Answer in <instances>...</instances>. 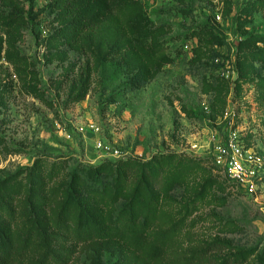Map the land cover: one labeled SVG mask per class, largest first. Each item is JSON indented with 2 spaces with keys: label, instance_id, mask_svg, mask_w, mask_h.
Returning <instances> with one entry per match:
<instances>
[{
  "label": "rangeland",
  "instance_id": "rangeland-1",
  "mask_svg": "<svg viewBox=\"0 0 264 264\" xmlns=\"http://www.w3.org/2000/svg\"><path fill=\"white\" fill-rule=\"evenodd\" d=\"M0 0V235L17 264H264V0ZM91 6L90 15L83 10ZM80 22L94 31L77 33Z\"/></svg>",
  "mask_w": 264,
  "mask_h": 264
},
{
  "label": "built area",
  "instance_id": "built-area-1",
  "mask_svg": "<svg viewBox=\"0 0 264 264\" xmlns=\"http://www.w3.org/2000/svg\"><path fill=\"white\" fill-rule=\"evenodd\" d=\"M215 163L243 192L257 199L264 188V153L246 147L237 132L214 150Z\"/></svg>",
  "mask_w": 264,
  "mask_h": 264
},
{
  "label": "trees",
  "instance_id": "trees-1",
  "mask_svg": "<svg viewBox=\"0 0 264 264\" xmlns=\"http://www.w3.org/2000/svg\"><path fill=\"white\" fill-rule=\"evenodd\" d=\"M62 1L64 9L67 14H72L74 12L75 3H77L78 0H59ZM78 4V3H77ZM90 4L95 8V10H100L103 6L102 0H91ZM91 6L88 5L87 8L83 10L85 15H90L93 12L91 11ZM94 26H92L91 23L87 22H80L77 27L76 31L79 34L82 35H88L94 31ZM225 244L221 243H211L207 245L200 253L193 255L190 257L185 264H218L216 258H214V254L218 252H222L226 249ZM0 264H17L16 258H15V250L8 238H3V236L0 235ZM221 264H241L239 261H236L232 258H227L225 261H223Z\"/></svg>",
  "mask_w": 264,
  "mask_h": 264
}]
</instances>
